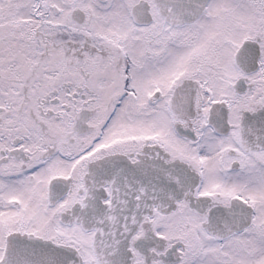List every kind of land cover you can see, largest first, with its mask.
<instances>
[{"label":"snow or ice","instance_id":"1","mask_svg":"<svg viewBox=\"0 0 264 264\" xmlns=\"http://www.w3.org/2000/svg\"><path fill=\"white\" fill-rule=\"evenodd\" d=\"M0 264H264V0H0Z\"/></svg>","mask_w":264,"mask_h":264}]
</instances>
